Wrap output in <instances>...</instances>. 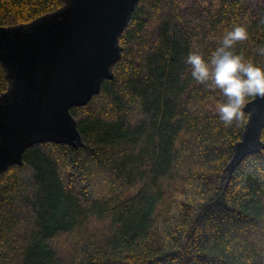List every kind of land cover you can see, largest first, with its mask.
<instances>
[{
	"label": "trees",
	"instance_id": "16d2710c",
	"mask_svg": "<svg viewBox=\"0 0 264 264\" xmlns=\"http://www.w3.org/2000/svg\"><path fill=\"white\" fill-rule=\"evenodd\" d=\"M63 5L0 0V27ZM234 26L230 50L264 68V1L140 0L114 79L71 110L85 147L38 144L0 176V264H264V150L222 183L248 115L225 125L186 63Z\"/></svg>",
	"mask_w": 264,
	"mask_h": 264
},
{
	"label": "water",
	"instance_id": "95a60500",
	"mask_svg": "<svg viewBox=\"0 0 264 264\" xmlns=\"http://www.w3.org/2000/svg\"><path fill=\"white\" fill-rule=\"evenodd\" d=\"M60 1L62 8L29 24L0 27V63L9 82L0 96V176L22 166L26 151L38 144L85 147L71 110L114 79L120 38L140 3ZM243 112L248 121L222 175L226 187L246 158L264 150V97H254Z\"/></svg>",
	"mask_w": 264,
	"mask_h": 264
},
{
	"label": "clouds",
	"instance_id": "9594fccd",
	"mask_svg": "<svg viewBox=\"0 0 264 264\" xmlns=\"http://www.w3.org/2000/svg\"><path fill=\"white\" fill-rule=\"evenodd\" d=\"M247 38L245 27L234 26L226 32L221 46L209 60L197 53H191L186 58L194 81L219 89L225 98L218 106L220 119L225 125L230 124L233 119L244 117L243 108L248 98L264 97V68L250 61L246 62L241 55L230 50L237 42ZM260 52L264 54V48Z\"/></svg>",
	"mask_w": 264,
	"mask_h": 264
}]
</instances>
